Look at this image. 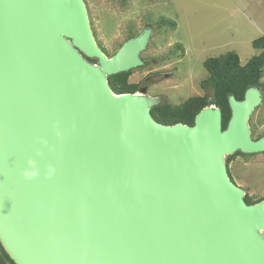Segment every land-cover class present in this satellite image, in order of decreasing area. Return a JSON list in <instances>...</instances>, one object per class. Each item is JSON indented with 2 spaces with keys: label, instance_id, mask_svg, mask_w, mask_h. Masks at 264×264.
<instances>
[{
  "label": "water",
  "instance_id": "water-1",
  "mask_svg": "<svg viewBox=\"0 0 264 264\" xmlns=\"http://www.w3.org/2000/svg\"><path fill=\"white\" fill-rule=\"evenodd\" d=\"M146 28L112 57L85 0H0V244L15 264H264V201L248 205L227 157L264 153L258 87L157 122L147 88L109 78L144 66ZM89 59H96L92 63Z\"/></svg>",
  "mask_w": 264,
  "mask_h": 264
},
{
  "label": "rangeland",
  "instance_id": "rangeland-1",
  "mask_svg": "<svg viewBox=\"0 0 264 264\" xmlns=\"http://www.w3.org/2000/svg\"><path fill=\"white\" fill-rule=\"evenodd\" d=\"M95 38L111 56L148 24L155 28L143 57L147 66L134 70L131 83L149 87V93L181 104L203 96L208 72L204 63L236 52L245 65L262 51L253 42L264 38V0H85ZM169 20L176 24L165 23ZM183 48V51L176 47ZM102 48V47H101ZM149 77L148 82H144ZM144 84V85H143ZM264 93V92H263ZM252 137L264 135V101L249 120ZM230 174L250 196L264 197V153L239 156Z\"/></svg>",
  "mask_w": 264,
  "mask_h": 264
},
{
  "label": "trees",
  "instance_id": "trees-1",
  "mask_svg": "<svg viewBox=\"0 0 264 264\" xmlns=\"http://www.w3.org/2000/svg\"><path fill=\"white\" fill-rule=\"evenodd\" d=\"M165 23L172 24L173 28L176 27V24L172 21L169 22V20H160L159 26H164ZM136 34L134 29H132L129 33V38L134 37ZM101 47L107 55H110L102 44ZM253 47L262 52L252 57L245 65L241 64L239 55L233 51L219 57L208 59L204 63L208 76L202 83V88L206 91V94L203 96L190 97L181 104L164 103L152 110L154 119L165 125L183 123L193 126L196 116L204 108L214 106L220 108L223 112V129L225 130L231 118V108L229 105L230 97L234 96L237 100H243L246 91L251 87H258L264 92V38L255 40L253 42ZM176 49L183 51L182 46L179 48L176 47ZM89 61L97 63L96 59H89ZM133 71L109 78L110 86L115 94L137 93L140 91L142 87L141 84L130 82V78L134 73ZM252 128V132L254 133L255 127L253 126ZM239 156L249 157L250 155H244L238 152L233 156L227 157L229 174L231 164ZM245 191V201L248 205L264 201V197L255 198L250 196L247 190ZM0 264H15L4 251L1 244Z\"/></svg>",
  "mask_w": 264,
  "mask_h": 264
},
{
  "label": "flooded vegetation",
  "instance_id": "flooded-vegetation-1",
  "mask_svg": "<svg viewBox=\"0 0 264 264\" xmlns=\"http://www.w3.org/2000/svg\"><path fill=\"white\" fill-rule=\"evenodd\" d=\"M150 27H152L153 28V35H154V32H155V28H154V26L153 25H151V24H148V25H146L145 27H144V29H146V28H150ZM143 29V30H144ZM143 30L142 31H140L139 33H137L134 37H132V38H135V37H137L140 33H142L143 32ZM153 37V36H152ZM130 39V38H129ZM128 40V39H127ZM151 41H152V38H151ZM151 41H150V43H149V45L151 44ZM149 45H148V47H149ZM122 46V45H121ZM148 47H147V49H148ZM106 49V48H105ZM119 49H120V47H119ZM147 49L141 54V58H142V60H143V62H144V66L143 67H145V66H147V59L145 58V57H143V54L147 51ZM107 51V50H106ZM117 53V52H116ZM114 55V54H113ZM113 55H111L110 57H112ZM149 81V77H146V79H145V83L146 82H148ZM144 85V84H143ZM144 88H147V90H148V93H149V87L148 86H145ZM143 87H141V89H140V91L142 90V89H144ZM263 93V92H262ZM150 94V93H149ZM264 94V93H263ZM151 95V94H150ZM152 96H154V97H160L159 95H153L152 94ZM162 98V97H161ZM164 100H165V102L164 103H168V100L164 97L163 98ZM264 135H262L261 137H263ZM260 138V137H259ZM259 138H255V140H257V139H259Z\"/></svg>",
  "mask_w": 264,
  "mask_h": 264
}]
</instances>
